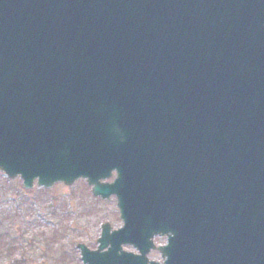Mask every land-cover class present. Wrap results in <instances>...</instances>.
<instances>
[{
    "label": "water",
    "instance_id": "95a60500",
    "mask_svg": "<svg viewBox=\"0 0 264 264\" xmlns=\"http://www.w3.org/2000/svg\"><path fill=\"white\" fill-rule=\"evenodd\" d=\"M0 171L117 198L84 264H264V0H0Z\"/></svg>",
    "mask_w": 264,
    "mask_h": 264
},
{
    "label": "rangeland",
    "instance_id": "374dc122",
    "mask_svg": "<svg viewBox=\"0 0 264 264\" xmlns=\"http://www.w3.org/2000/svg\"><path fill=\"white\" fill-rule=\"evenodd\" d=\"M105 223L123 226L116 202L95 198L85 182L27 191L0 172V264H83L78 245L96 250Z\"/></svg>",
    "mask_w": 264,
    "mask_h": 264
},
{
    "label": "flooded vegetation",
    "instance_id": "af4514ba",
    "mask_svg": "<svg viewBox=\"0 0 264 264\" xmlns=\"http://www.w3.org/2000/svg\"><path fill=\"white\" fill-rule=\"evenodd\" d=\"M152 254H158L157 252H153Z\"/></svg>",
    "mask_w": 264,
    "mask_h": 264
}]
</instances>
